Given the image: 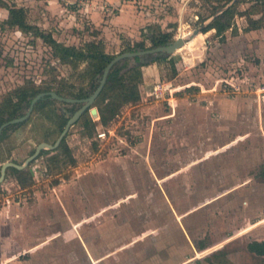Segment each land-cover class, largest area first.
Returning <instances> with one entry per match:
<instances>
[{
    "label": "rangeland",
    "instance_id": "obj_1",
    "mask_svg": "<svg viewBox=\"0 0 264 264\" xmlns=\"http://www.w3.org/2000/svg\"><path fill=\"white\" fill-rule=\"evenodd\" d=\"M4 2L57 43L102 41L110 55L152 47L158 32L188 37L212 19L209 0ZM14 19L0 7V103L28 81L71 84L85 64L58 60ZM246 27L236 15L223 38L199 33L167 55L176 73L169 61L146 63L140 101L106 124L92 105L65 137L72 158L62 146L41 151L23 169L25 187L8 167L0 264H264L246 248L264 238V22ZM51 101L0 137V167L54 143L55 115L72 104Z\"/></svg>",
    "mask_w": 264,
    "mask_h": 264
},
{
    "label": "trees",
    "instance_id": "obj_2",
    "mask_svg": "<svg viewBox=\"0 0 264 264\" xmlns=\"http://www.w3.org/2000/svg\"><path fill=\"white\" fill-rule=\"evenodd\" d=\"M245 1L246 0H209V13L212 19L202 32L205 33L209 30H215L216 34L223 38L226 31L233 30L236 15L243 16L246 19V30L251 31L261 28L264 22V0H251L253 3L249 9L239 11L237 9L238 4ZM0 7L8 9L9 12L15 16L16 19H14L12 23L15 24L20 31L27 33L34 32L41 37L50 46L55 58L63 62L67 60H76L85 64L83 68L74 75V81L71 84L68 82L69 80L64 78H54L50 83L42 86H36L34 83L28 81L26 84L8 93L0 103V125L7 120L21 116L32 97L40 91H54L58 95L71 96L74 98L87 97L92 92L96 87V75L101 73L102 69L115 56L105 52L102 41L92 42L80 47L61 45L57 43L50 34L40 33L36 25L28 24L24 8L9 7L4 0H0ZM255 14H260V17L254 18ZM37 31L39 33H37ZM150 40L153 46L161 45L171 41L172 35L158 32L156 35H152ZM137 45L140 46L139 43ZM130 50H132L131 47H129L127 51ZM136 60H138V58H136ZM158 61H169L173 68V73H176L171 56L156 57L152 62ZM143 66H145V64H140L124 70L126 68V64L124 63L122 65H116L111 70L102 91L93 104L97 107L101 124H106L111 121L122 106L136 104L140 101L139 85L143 81ZM88 84H91V88L85 90ZM52 103L53 101L49 99L39 101L34 106L33 111L38 112ZM74 105L75 104H72V108L69 109L71 112L75 110ZM55 116L58 121L57 135L52 142L56 140L62 127L66 123V118H64L63 115ZM12 127L13 125L5 128L0 137ZM60 146H62L65 153L72 158L65 139L61 141ZM11 170L22 174V176L18 178V182L22 187H25L29 183L30 177H25L26 175L23 170L20 171L13 167H11ZM247 248L250 252L257 255H264V240L260 242H249Z\"/></svg>",
    "mask_w": 264,
    "mask_h": 264
},
{
    "label": "water",
    "instance_id": "obj_3",
    "mask_svg": "<svg viewBox=\"0 0 264 264\" xmlns=\"http://www.w3.org/2000/svg\"><path fill=\"white\" fill-rule=\"evenodd\" d=\"M207 24L208 23H204L201 25V27L193 30V32L188 35V37L179 36L175 40L166 42L165 44L156 45L145 49L125 51L115 55L102 69L101 73L97 75L95 80L96 87L87 97L74 98L68 96H61L54 91H40L35 94L30 100L29 105L25 109L23 115L7 120L0 125V134L8 126H17L28 120L34 109V106L39 101L45 99L56 100L65 104H77L78 107L73 112L68 111L65 107H61L60 114H62L63 117L66 118V123L64 124L59 136L54 141V143L40 142L35 147L34 152L29 157H27L22 164H16L13 162L3 163L0 167V182L4 179L8 167H13L17 170H23L28 166L31 161H33L39 155L41 151L55 150L60 147L61 141L65 139L71 126H73L81 118V116L94 104L96 98L99 96L107 81L109 73L116 65H122L125 61H128V67L124 69L126 70L140 64H146L148 62H151L156 57H162L173 54L174 52H176L177 49L193 40L196 35L202 33L203 29ZM136 58H138V60H136ZM92 112L95 113L96 110L92 109Z\"/></svg>",
    "mask_w": 264,
    "mask_h": 264
},
{
    "label": "crops",
    "instance_id": "obj_4",
    "mask_svg": "<svg viewBox=\"0 0 264 264\" xmlns=\"http://www.w3.org/2000/svg\"><path fill=\"white\" fill-rule=\"evenodd\" d=\"M143 81H144V83L146 82V76H145V74H143ZM263 240H264V238H262V239H253V240H250L249 242H252V241H258V242H260V241H263ZM249 242H248V243H249ZM248 243H247V244H248ZM247 244H246V248H247ZM247 250H248V248H247ZM248 252L251 253V254H253L254 256L264 258V255H257V254H255V253H253V252H250L249 250H248ZM179 264H185V262L183 263V262L181 261Z\"/></svg>",
    "mask_w": 264,
    "mask_h": 264
},
{
    "label": "built area",
    "instance_id": "obj_5",
    "mask_svg": "<svg viewBox=\"0 0 264 264\" xmlns=\"http://www.w3.org/2000/svg\"><path fill=\"white\" fill-rule=\"evenodd\" d=\"M157 87L160 88L161 86L158 85ZM157 87H156V88H157ZM156 91H159V92H160L159 95L156 94V96H161V95L163 94V93H162L160 90H158V89H156ZM104 137H105V132H102V133H98V134H97V138H99V139H100V138H104Z\"/></svg>",
    "mask_w": 264,
    "mask_h": 264
},
{
    "label": "bare ground",
    "instance_id": "obj_6",
    "mask_svg": "<svg viewBox=\"0 0 264 264\" xmlns=\"http://www.w3.org/2000/svg\"><path fill=\"white\" fill-rule=\"evenodd\" d=\"M204 35V34H203ZM182 36V35H181ZM184 36V35H183ZM192 42V41H191ZM188 47V46H187ZM181 49V48H180Z\"/></svg>",
    "mask_w": 264,
    "mask_h": 264
},
{
    "label": "flooded vegetation",
    "instance_id": "obj_7",
    "mask_svg": "<svg viewBox=\"0 0 264 264\" xmlns=\"http://www.w3.org/2000/svg\"><path fill=\"white\" fill-rule=\"evenodd\" d=\"M22 115H23V114H22ZM2 132H3V131H2ZM2 132H1V134H2ZM1 134H0V135H1Z\"/></svg>",
    "mask_w": 264,
    "mask_h": 264
}]
</instances>
